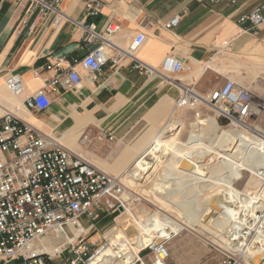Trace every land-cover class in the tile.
Segmentation results:
<instances>
[{"label":"crops","instance_id":"obj_1","mask_svg":"<svg viewBox=\"0 0 264 264\" xmlns=\"http://www.w3.org/2000/svg\"><path fill=\"white\" fill-rule=\"evenodd\" d=\"M101 1L100 13L87 18L82 0H65L60 9L67 18L56 23L55 13L41 15L29 0H0V120L11 112L96 168L120 175L144 155L177 112L184 89L207 94L228 79L238 83L241 56L264 51V24L252 28L239 19L264 0ZM174 17L179 24L166 28ZM111 21L119 29L109 37V57L126 51L143 33L146 39L135 56L153 73H141L136 61L124 55L117 65L108 61L100 72L84 66L82 60L98 41L85 42L78 23L93 22L102 32ZM167 59L181 61L184 68L176 71L174 60L166 65ZM71 67L81 76L78 87L61 81L48 87L51 104L45 110L26 106L27 97ZM13 73L24 81L20 95L6 86ZM85 131L89 143L81 141ZM100 132L113 140L98 142Z\"/></svg>","mask_w":264,"mask_h":264},{"label":"built area","instance_id":"obj_2","mask_svg":"<svg viewBox=\"0 0 264 264\" xmlns=\"http://www.w3.org/2000/svg\"><path fill=\"white\" fill-rule=\"evenodd\" d=\"M29 1L43 16L55 13L56 23L67 18L60 9L65 0ZM82 1L87 18L100 13L103 6L101 0ZM179 22L180 18L174 17L165 23V27L171 29ZM239 23H250L252 28L263 25L264 1L242 15ZM78 24L84 31L85 42L98 41L82 60L87 68L100 72L108 61L117 65L124 55L136 61L135 68L141 73L154 72L150 65L135 56L146 39L143 33L134 38L126 51L109 57V37L119 29V25L111 21L100 32L93 22ZM171 60L174 59H167L166 65ZM173 65L176 71L184 68L178 60H174ZM52 67V64L47 66L48 69ZM35 74H39L38 69ZM61 81L66 87H78L81 76L73 67L57 73L46 87L27 97L26 106L32 110H45L51 104L48 87ZM6 86L14 95H20L24 90L22 76L9 74ZM199 105L209 106L216 117L225 120L232 129L254 132L256 136L250 137L251 141L256 142L258 150L264 155V133L248 123L264 113V100L256 97L250 89L230 79L207 94L186 88L177 99L175 108ZM113 138V135L103 132L96 136L98 142L112 141ZM81 141H91L88 132H84ZM127 173L112 175L98 169L55 139L43 136L15 114L6 113L0 120V264H49L65 252L68 253L65 264H89L109 243L105 238V243L99 245L88 240V234L96 230V221L103 214H122L126 210L128 201L124 197V179ZM254 175L260 184L257 196L260 199L252 195L253 201L247 202L251 198L247 196L245 204L235 207L237 223L234 222L229 231L241 228L231 234L232 248H226L222 264H255L253 259L256 256L264 262V204L255 208L257 201L264 203V163L255 169ZM82 219H86L88 225L85 226ZM56 239H61L58 243L63 248L53 255L46 248ZM145 250L151 255V262L144 258ZM170 257L165 241H153L140 248L135 260L128 264H169Z\"/></svg>","mask_w":264,"mask_h":264},{"label":"rangeland","instance_id":"obj_3","mask_svg":"<svg viewBox=\"0 0 264 264\" xmlns=\"http://www.w3.org/2000/svg\"><path fill=\"white\" fill-rule=\"evenodd\" d=\"M246 56H241L240 58V65L242 66H240L237 71L238 83L250 89L259 99L264 100V51L259 53H247ZM243 65H246V67ZM213 116H216L215 112L209 106L205 105H199L194 108L185 107L178 109L177 112L175 111L174 117L181 121V131L179 132L180 142L183 144H190L196 141L197 137L195 136V132L192 131V124L198 122L199 120ZM170 120L173 122L174 119ZM170 120L166 125L170 123ZM217 122L219 123L220 127H222V129H230V127H228V123L225 120L217 118ZM248 123L256 130L259 129L258 131L264 133V113L255 119L250 120ZM200 126L202 128L204 127V124H201ZM174 132L176 131L165 132L163 134L164 139L175 136V134L173 135ZM241 133L246 135L248 138L256 136V134L252 131H241ZM202 137L205 140V145H210L209 134H204ZM241 141L242 140L239 139L234 140L232 144L230 143V145L223 149L224 151L221 149V153L224 154L230 148H234L233 146L237 145ZM153 147L154 143H152L148 149ZM164 151L165 152L161 154V159L156 162V167L144 169L142 171L143 175L138 180H136L135 183L130 181L131 177H129L128 173L127 177L124 179V197L127 199L128 205L130 204L129 207L131 208V212L134 217L128 213L122 215L118 212L110 215H102L101 218L96 221V230L89 233L87 236L91 243H95L97 245L105 243V238L109 242L108 246L114 247V250L119 252L121 255L128 253V250L129 252H136L134 248H137V250L140 251V248H138L136 244V238L140 234V228L137 227L135 223L136 219L142 224H146L147 221L151 220L152 218L156 220L160 219L157 224H160L161 222L165 223V221H167L165 220L166 218L175 219L178 222H184L185 218L188 216V213H200V206L204 207L206 204L204 199L205 196L202 194L204 191L201 186L202 184L206 185L207 182L197 185L195 184L191 187H183L179 176L176 173L178 163L181 160V155L178 152H174V150L171 151L169 149H165ZM241 153L242 156H239L240 158L238 157L239 163H244L245 160L248 159L254 160L258 152L256 150H251V152L248 154L243 150ZM241 153L239 155H241ZM211 157L212 156L208 157L207 159H210ZM198 159L199 157L193 158V164H196V167L198 164H200L197 162ZM218 165L221 164L213 165V167ZM129 171H131V169H129ZM254 171L255 169L253 170L248 165H245L241 167V169L235 170L232 174H230V186L242 193L238 198L235 197L236 200L234 199L238 202L237 204H242V201L247 199L249 194H252V192H250L251 190H248V187L254 182L257 183ZM208 183H210V181ZM170 191L178 192V195H169ZM223 195V192H221L216 200L218 202H224L227 196L223 197ZM174 199L177 200V202ZM178 200L185 201L181 203ZM231 203L230 205H234L233 202ZM195 209H198L199 211ZM215 209H218L219 212L212 213L211 211L210 213L212 215L210 213V215L208 214L207 222L214 221L222 213L219 208ZM82 223L85 226L88 225L86 219H82ZM153 233V235H157L155 232ZM222 235L232 243L230 233L225 232ZM118 236H126L127 240H124L125 244L127 245L125 246L126 249L118 241L120 239ZM160 241H165L170 250L171 257L168 261L169 264H222L225 258L224 253L226 248H230V245H224L219 240L218 236H215L210 232L208 233L201 228H199L197 232L190 229H184L174 237L161 239ZM218 241L221 242V244L218 243ZM58 242L59 241L55 242V244ZM67 256L68 253L65 252L61 256L55 257L49 262V264H65V259ZM144 258L149 260V262L152 260L151 255L146 250L144 251ZM101 264L112 263L103 262Z\"/></svg>","mask_w":264,"mask_h":264},{"label":"bare ground","instance_id":"obj_4","mask_svg":"<svg viewBox=\"0 0 264 264\" xmlns=\"http://www.w3.org/2000/svg\"><path fill=\"white\" fill-rule=\"evenodd\" d=\"M174 114L175 112L171 117V119H174L173 122L172 120H170V123L168 125H165L163 129L160 131V133L154 139L153 141L154 147L147 149L144 155H142V157L138 159L137 162L131 167V171L128 170L129 171L128 175L129 177H131L130 181L132 183H135V181L138 180L143 175L142 171L144 169L155 168L156 162L161 159V154L165 152L164 151L165 149H169L171 151L174 150V152H178L181 155L180 156L181 160L178 163L176 173L178 174L183 187H187V186L191 187L195 184L197 185L203 182H207L206 185L202 184L201 186L204 191V193L202 194L205 196L204 199L206 204L204 207L203 206H200V208L198 207L200 213L198 212L194 214L188 213V216L187 218H185L184 222H178L175 219L166 218L165 220L167 221H165V223L161 222L160 224H157V222L160 219L156 220L152 218L151 220L148 219L150 222L147 221L146 224L144 223L142 224L138 222L136 219L135 223L137 227L140 228V234L136 238L137 247L143 248L153 241H160L161 239L172 238L175 235L179 234L184 229H190L197 232V230L201 228L207 231L208 233L210 232L213 233V235L218 236L219 240L224 245L228 244L230 245V248H232L231 241H228L226 237L223 236L222 234L225 232L230 233V235L235 234L234 233L235 230L237 228L238 230L241 228V227H237L234 229L233 232L229 231L232 228L234 222L237 223V221H235L236 218L235 213L237 212L235 207H239V205L237 204L238 202H235L236 200L235 197L238 198L239 195L242 193L234 189L232 186H230L229 184L230 174H232L233 171L235 170L241 169V167L245 165H248L253 170L256 169L257 167H259V165H262L264 163V155L258 150L255 141H251L252 140L251 138H248L246 135H243L241 133L242 130L240 129L236 130L232 128L222 129V127H220L219 123L217 122L216 116L208 117L193 123L192 131L195 132V136L197 137L196 141L190 144H183L180 142L179 139V132L181 131V121L178 120L176 117H174ZM201 124H204V127L201 128L200 126ZM169 131H176L173 133V135L175 134V136L170 137L168 139H164L163 134ZM204 134H209L210 145H205L204 143L205 140L202 137ZM237 139L242 141L239 142L237 145L233 146L234 148H230L224 154L221 153V151L226 146L230 145V143L232 144L233 141ZM243 150L246 151L248 154L251 152V150H256L258 153L256 154L254 160L248 159L245 160V162L243 161L244 163L242 162L239 163L238 162L240 158L239 156H242L241 151ZM240 153L241 155H239ZM210 156L212 157L210 159H207ZM194 157H199L197 162H199L200 164H198L197 167L195 166L196 164H193ZM216 164H221V165L213 167V165ZM209 181L210 183H208ZM259 186L260 184L258 183V181L257 183L254 182L249 185L248 190H251L250 192H252V194H249L248 192L249 196L251 195L250 196L251 198H249V200L247 199V202L253 201L254 197H256L257 199L259 198L257 197ZM221 192H223L224 194L223 197L227 196L224 202H218L216 200ZM169 195L177 196L178 192L170 191ZM252 195H254V197ZM175 201L177 202V200ZM178 201L183 203L185 200L184 201L178 200ZM231 202H233L234 205H230ZM242 202H243L242 204H244L245 201L243 200ZM263 204H264L263 201L259 200L256 202L255 208L262 207ZM129 205L126 204V210L122 213V215L128 213L129 215L133 216ZM215 208H219L222 213L214 221L207 222V216L211 211L212 213L219 212V210ZM195 210L199 211L198 209ZM243 212L245 213L246 210ZM153 232H155L157 235H153L154 234ZM236 235L238 234L236 233ZM118 237L120 238L118 241L125 248V246H127L124 242V240H127L126 236H121V237L118 236ZM59 240L61 239H56L51 246L46 248L47 251L53 255H55L58 251H60L63 248V246H60L59 244H55V242ZM221 242L218 241V243L220 244ZM134 249L136 250V252H129L128 250V253H126L125 255H121L119 252H116L114 250V247L107 246L99 253H97L95 257L89 262V264H101L103 262H108L112 264H128L130 262H133L136 258L135 253H137L138 250L137 248ZM253 261L255 264L256 263L260 264L263 261V259L261 257L256 256L253 259ZM262 264H264V262H262Z\"/></svg>","mask_w":264,"mask_h":264},{"label":"water","instance_id":"obj_5","mask_svg":"<svg viewBox=\"0 0 264 264\" xmlns=\"http://www.w3.org/2000/svg\"><path fill=\"white\" fill-rule=\"evenodd\" d=\"M119 209L122 211L123 210V207L120 206Z\"/></svg>","mask_w":264,"mask_h":264}]
</instances>
